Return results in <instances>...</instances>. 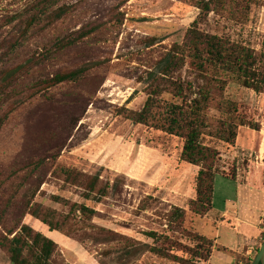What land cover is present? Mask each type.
<instances>
[{"label": "rangeland", "instance_id": "374dc122", "mask_svg": "<svg viewBox=\"0 0 264 264\" xmlns=\"http://www.w3.org/2000/svg\"><path fill=\"white\" fill-rule=\"evenodd\" d=\"M26 2L0 0V40L11 38L12 27L5 20ZM201 2L61 1L60 5L69 8L68 13L55 24L51 35H81L82 39L59 53L53 64L36 76L43 78L81 66L88 70L78 81L62 82L25 99L0 128L3 193L8 195L18 184L24 185L6 212L8 226L26 223L57 244L59 241L50 264H180L150 250L157 238L162 241L168 236L190 244L188 231L192 226L200 233L215 236L216 209L206 217L189 209V199L196 197L200 166L182 159V138L134 123L122 109L140 110L144 106L153 79L165 76L159 72L161 61L175 43L183 41L202 12ZM254 2L248 16L234 13L229 5L224 10L214 9L200 22V27L229 35L259 51L264 48V0ZM41 46L39 39H32L19 49L18 59L42 52ZM178 76L191 78L187 65L175 73L174 77ZM32 80L31 77L26 83ZM224 96L238 103L239 119L257 126L264 120V91L229 82ZM162 98L173 99L169 94ZM209 116L212 124L223 118L215 107L210 109ZM238 127L237 146L217 144L221 152V172L216 179L217 208L221 191L229 182L222 173H232L243 161V132L250 126ZM67 168H77L87 175L100 173L104 180L110 178L111 184L119 176L121 183L100 201L85 199L83 190L63 175ZM36 185L39 190L34 200L70 216L79 233L92 229L81 222L80 212H71L73 203H85L95 209L91 223L123 234L128 240L99 244L51 231L26 213L22 203L26 188ZM174 206L187 209L185 229L180 231L168 221ZM150 232L157 237L150 236ZM0 264H12L1 245Z\"/></svg>", "mask_w": 264, "mask_h": 264}, {"label": "trees", "instance_id": "16d2710c", "mask_svg": "<svg viewBox=\"0 0 264 264\" xmlns=\"http://www.w3.org/2000/svg\"><path fill=\"white\" fill-rule=\"evenodd\" d=\"M61 1L27 0L21 10L5 20L12 29L9 32L11 38L0 40V55H4L0 57V128L25 99H31L62 82L78 81L88 70L86 66H81L60 70L43 78L36 76L40 75L41 69L52 65L59 53L82 39L81 35H51L55 24L68 13L69 8L60 5ZM254 1L202 0L199 5L202 12L183 41L175 43L161 61L163 64L159 72L168 78L153 79L140 110L122 108L125 116L134 123L149 125L182 138V159L200 166L195 182L196 197L190 198L188 204L190 211L201 217L209 214L214 207L215 179L221 172V152L217 144L222 142L227 146H237L239 125L259 127L239 119L238 103L226 98L224 90L229 82H235L257 92L264 91V48L258 51L229 35L211 33L201 28L200 22L212 10H224L228 5L235 10L234 13L248 16L247 11H250ZM34 38L39 39L43 51L18 59L19 49L26 47ZM186 65L191 78L174 77ZM31 77L33 80L26 83ZM163 94L172 95V101L164 100ZM214 107L223 118L212 124L209 111ZM206 139L210 140L206 142ZM238 167L232 173L222 175L235 179ZM63 175L83 190L85 199L96 201L109 196L121 183L119 176L111 184L110 178L104 180L100 173L87 175L77 168L64 169ZM22 187L23 183L18 184L6 195L0 185V245L7 250L12 264H50L58 248L52 238L26 223L8 226L6 212ZM38 190V185L26 188L22 203L26 213L46 224L51 231H61L75 235L80 241L90 240L99 244L128 240L123 234L91 223L95 209L85 203H73L71 212H80L81 222L92 229L79 233L70 216H63L56 209L34 200ZM55 199L60 200L57 196ZM186 211L185 207L174 206L168 219L175 224L177 231L185 229ZM188 232L191 235L190 244L165 236L162 241L157 238L150 250L180 264H205L211 257L215 238L198 232L193 226ZM149 235L157 237L155 232ZM252 262V258L247 260V264Z\"/></svg>", "mask_w": 264, "mask_h": 264}, {"label": "crops", "instance_id": "0c3cea01", "mask_svg": "<svg viewBox=\"0 0 264 264\" xmlns=\"http://www.w3.org/2000/svg\"><path fill=\"white\" fill-rule=\"evenodd\" d=\"M243 135L242 164L236 178H228L218 208L216 175L213 210L218 214L216 233L211 236L215 245L205 264H247L264 240V120L258 128L248 127ZM65 239L61 241L65 243Z\"/></svg>", "mask_w": 264, "mask_h": 264}, {"label": "water", "instance_id": "95a60500", "mask_svg": "<svg viewBox=\"0 0 264 264\" xmlns=\"http://www.w3.org/2000/svg\"><path fill=\"white\" fill-rule=\"evenodd\" d=\"M252 264H264V240L257 252V255L253 259Z\"/></svg>", "mask_w": 264, "mask_h": 264}]
</instances>
